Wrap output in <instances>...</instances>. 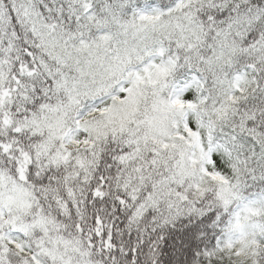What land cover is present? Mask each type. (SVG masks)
I'll return each mask as SVG.
<instances>
[{
	"label": "snow or ice",
	"instance_id": "snow-or-ice-1",
	"mask_svg": "<svg viewBox=\"0 0 264 264\" xmlns=\"http://www.w3.org/2000/svg\"><path fill=\"white\" fill-rule=\"evenodd\" d=\"M0 264H264V0H0Z\"/></svg>",
	"mask_w": 264,
	"mask_h": 264
}]
</instances>
